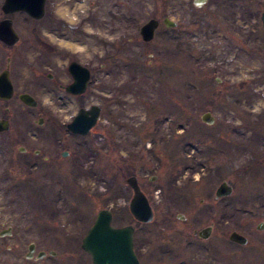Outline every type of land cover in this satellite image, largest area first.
Instances as JSON below:
<instances>
[{
  "label": "rangeland",
  "instance_id": "1",
  "mask_svg": "<svg viewBox=\"0 0 264 264\" xmlns=\"http://www.w3.org/2000/svg\"><path fill=\"white\" fill-rule=\"evenodd\" d=\"M263 12L264 0H47L41 29L56 21L66 37L38 45L36 20L15 14L19 82L38 78L39 106H17L32 119L0 133V234L10 231L0 264H93L82 240L102 209L135 227L140 264H264ZM151 19L160 25L145 42ZM40 51L100 68L91 93L99 104L116 99L114 112L87 137L66 129L76 108L48 87L55 70L32 69ZM133 175L154 209L150 223L130 211ZM222 182L231 195L216 196ZM209 226L208 238L195 234ZM234 231L248 243L231 241Z\"/></svg>",
  "mask_w": 264,
  "mask_h": 264
},
{
  "label": "water",
  "instance_id": "2",
  "mask_svg": "<svg viewBox=\"0 0 264 264\" xmlns=\"http://www.w3.org/2000/svg\"><path fill=\"white\" fill-rule=\"evenodd\" d=\"M46 0H6L4 8L8 13L24 11L30 16L40 19L45 15ZM262 22L264 25V12L262 13ZM164 23L167 26H176L177 22L170 18H165ZM159 26L157 19H151L141 28V35L145 41H151L155 36V31ZM10 45L15 44L19 40V35L12 26V19L8 20V33L4 35ZM88 77V74H86ZM9 94L12 93V85L8 84ZM22 99L29 106H37V101L29 94H23ZM100 107L93 106L92 109H83L76 115L68 129L71 132L86 135L97 124L99 120ZM202 120L208 124L215 122V117L211 112L202 115ZM9 121L0 120V131L9 130ZM128 184L133 189L134 196L130 202V211L132 215L141 222H151L154 219V210L148 197L142 191L136 176L127 179ZM233 187L227 182H223L216 191V196L224 197L231 195ZM135 228L132 225L116 227L113 225V214L110 209H102L97 214L93 225L88 230L82 240V248L91 255L93 264H140V260L135 251L134 246ZM212 227H206L199 232L202 238H208L211 235ZM2 232L0 235L9 234ZM230 239L239 244H247L248 238L241 233L234 231L230 235ZM27 258H32L36 250V246L32 243L29 246ZM55 254V252H50ZM47 253L41 251L38 258H43Z\"/></svg>",
  "mask_w": 264,
  "mask_h": 264
},
{
  "label": "flooded vegetation",
  "instance_id": "3",
  "mask_svg": "<svg viewBox=\"0 0 264 264\" xmlns=\"http://www.w3.org/2000/svg\"><path fill=\"white\" fill-rule=\"evenodd\" d=\"M5 3L6 0H0V120H8L9 126L11 128L12 119H32L31 116H18L17 106L23 105V109L26 107L31 109H37V107L39 106V102L36 95L33 93V89L40 87V82L38 81L37 77L32 78L31 76L27 86L30 89H27V87L25 88V86H22L19 82V68H22L24 66V52L22 50L13 51V49L19 48L20 41L16 44L10 45L6 40H4V35L8 33L9 18L13 20L12 25L20 34V31L18 29L19 25L15 23L13 19V16L19 12L9 15L4 8ZM51 11L53 15H59L58 11H55L53 9ZM35 20L36 23H38V27L30 31L32 44L38 45L39 43H41L40 40L49 41V39L52 40V38L55 40H61L63 37H66V33H64L65 35L62 36V38L59 37V33L56 30V21H49L48 25H51L48 27L46 26V29L44 30L41 29V19ZM20 36L22 37V35ZM38 55L39 56L36 59V64H33L32 69H35L34 72L38 74L39 72L37 70L41 69V66L43 64L44 66H48L50 69L55 70L54 73L48 75L50 81H54V84L48 87H51L52 91H55L57 89L61 92L64 98L61 97L60 100H62L66 106H68L70 109H72L73 107L76 108L75 112L73 113V116L70 117L71 121L83 109H92L95 104L100 107L99 120L87 135H80L77 133L69 132L67 130L72 135L87 137L95 128L98 127L104 114L112 115L114 112L113 102H115L116 99H108L107 103L100 102L99 104V102H96L94 100L93 94L91 93L94 90V85H99L97 81V73L100 71V68L96 67L95 65L85 64L79 59L68 58L67 61H65V59L62 60L59 56L55 54V52L51 54L48 52L40 51L38 52ZM86 74H88V77H86ZM9 82L12 85L11 94H9L8 90ZM100 86L101 85H99V87ZM45 88H47V86H44L42 89ZM99 91L100 90H98V92ZM25 93H28L30 96L34 97L37 100L38 105L36 107L29 106L24 102V100L22 99V95ZM37 119L38 123L42 125L46 117L39 116L37 117ZM68 123L65 124L66 129H68ZM61 155L63 157H70L71 153L69 151H63ZM200 231H195V234L200 236Z\"/></svg>",
  "mask_w": 264,
  "mask_h": 264
},
{
  "label": "bare ground",
  "instance_id": "4",
  "mask_svg": "<svg viewBox=\"0 0 264 264\" xmlns=\"http://www.w3.org/2000/svg\"><path fill=\"white\" fill-rule=\"evenodd\" d=\"M57 11H59V12H61V14L63 15V12L61 11V10H57ZM65 15H66V17H67V19H69L70 20V16H69V14H66V13H64ZM72 48H74L75 50L77 49V50H83L82 48H81V46H77V45H72L71 46ZM26 94H28V93H26ZM34 98V97H33ZM35 99V98H34ZM36 100V99H35ZM37 101V100H36ZM38 103V102H37ZM96 105V104H95ZM94 105V106H95Z\"/></svg>",
  "mask_w": 264,
  "mask_h": 264
}]
</instances>
